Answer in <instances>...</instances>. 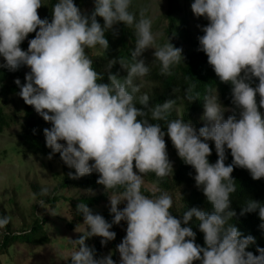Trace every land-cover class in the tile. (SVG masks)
Here are the masks:
<instances>
[{
  "label": "clouds",
  "instance_id": "obj_1",
  "mask_svg": "<svg viewBox=\"0 0 264 264\" xmlns=\"http://www.w3.org/2000/svg\"><path fill=\"white\" fill-rule=\"evenodd\" d=\"M42 4L43 0H0V58L4 61L0 67L29 69L23 84L19 78L14 83L24 103L51 125L42 130L50 149L47 158L58 153L63 164L74 169L67 173L72 179L97 173L96 183L108 195L111 222L93 214L83 202L76 205L83 223L75 228L81 235L70 239L71 264H264V248L256 247L258 255L246 251L255 238L242 235L233 223L236 212L230 209V197L236 192L234 167L246 169L253 180L264 178V113L259 110L264 109V0L191 3L193 15L208 22L197 26L203 33L197 37V51L206 55L219 81L231 85L234 105L225 119L223 113L229 109L219 102L216 88L206 89L201 117L205 124L199 129L179 117L169 118L175 100L149 106V95L141 92L150 65L158 64L159 74L167 77L183 60L182 50L169 39L156 43L158 34L152 31L146 9L133 12V0H93V10L85 14L74 0H56L49 22L37 14ZM119 23L132 31L134 48L129 50L130 60H109L106 65L110 69L118 62L126 76L118 78L109 72L108 82L103 83L86 50H107L105 34L115 35L114 25ZM33 32L27 50H22L21 43ZM147 49H154L151 64L142 58ZM253 78L258 79L255 87ZM193 88L189 84L184 89L188 103L201 99ZM165 135L177 156L194 169L192 178L211 204L210 213L193 207L178 219L171 214L173 199L168 192L145 195L141 191L149 173L163 180L173 172ZM208 141L214 142V163L208 160ZM226 149L232 157L227 165ZM38 195L49 197L50 188L41 186ZM122 202L123 208H118ZM252 212L264 231V204L246 200L240 215ZM193 218L203 233L204 246L195 243L196 233L188 226ZM121 221L126 228L116 246L118 262L112 252L97 257L85 240L97 236L105 245L115 239L110 229ZM9 223L7 214L0 216V230Z\"/></svg>",
  "mask_w": 264,
  "mask_h": 264
},
{
  "label": "trees",
  "instance_id": "obj_2",
  "mask_svg": "<svg viewBox=\"0 0 264 264\" xmlns=\"http://www.w3.org/2000/svg\"><path fill=\"white\" fill-rule=\"evenodd\" d=\"M56 0H43L40 8L37 9L39 18H47L49 22L52 18V5ZM193 0H167V10L164 14V18L167 21V25L160 37L157 40V44H163L169 39V42L174 46L182 50L183 60L176 65L171 75L165 77L159 74L158 64L150 65V71L147 76L143 78V86L141 92L147 93L150 97L149 106L156 103H162L166 100H175L173 105V111L169 118H181L187 122H190L196 129L204 126L202 123L203 113V95L208 88L215 87L218 95L219 102L226 108L231 110L234 105L231 102V85L221 83L213 72L211 66L207 63V57L202 51H197L199 35H203L200 31V27L205 26L208 22L203 17H195L191 11L190 5ZM74 4L82 11V13L90 14L93 10V0H74ZM150 0H133L131 10L136 12L140 8L147 10L146 14L150 16ZM101 25L103 20L101 17L96 18ZM192 24V25H191ZM200 27H197V26ZM116 34L109 31L105 34L108 40V49H93L86 50L87 54L93 60L92 67L102 76L100 82L107 83V77L109 72L117 75L118 78L126 76V71L122 69L119 63H114L110 69L106 68L109 60L118 61L119 58L130 60L129 50L134 48V37L132 31L127 28L123 23L114 25ZM35 32L29 33L25 40L21 43L22 50H27L28 40L34 38ZM142 58L146 64H151L154 57L152 53L145 51L142 54ZM4 63L0 58V65ZM29 69L26 66H21L15 71H10L7 68L0 67V135L9 127L14 119L10 117L4 110L1 104V98H6L10 95L19 92V88L14 83V80L19 78L21 84L24 83V76ZM258 83L257 78H253L251 86L255 87ZM189 84L194 85L193 94L199 93L201 99H196L191 103L186 102L183 99L184 89ZM175 89V93L173 92ZM257 102L259 96L256 97ZM136 107L142 108L137 104ZM264 113V109H259ZM146 111V110H145ZM232 112L230 111L231 115ZM238 115V113H237ZM139 119V118H138ZM227 119V118H225ZM150 123L155 121L149 120ZM161 123V129L166 132V126ZM21 129L20 139L24 147V151L40 157H47L50 152L45 146L43 129L51 127L50 123H47L40 117L30 105H23V117L19 122ZM35 130V131H33ZM165 144L168 159L172 164L173 172L164 177L163 180H157L154 174L149 173L144 178L156 186L160 191H166L171 195H174L173 209L171 214L175 218H180L183 211H187L190 208L196 207L206 212H211V204L206 200L202 191L195 186L194 169L191 166L185 165L183 161L177 156L175 148L172 146L171 141L165 135ZM211 149V155L208 157L210 163H214L217 159V155L214 149V142L208 141ZM226 160L225 164H230L232 157L230 150H225ZM60 166L62 181L59 184V189L67 190H96L99 187H103L96 183L98 178L97 173H92L80 177L78 179L69 178L68 172H74V169H69L59 158V154H54ZM135 171V169H134ZM231 176L236 184V192L230 197V209L236 212V216L233 217V223L242 233V235H252L255 238V244L250 245L246 251L253 252L254 255H258L256 247L264 248V231L259 228L260 220L256 212L246 213L240 215L241 208L244 206L246 200H254L258 203L264 204V178L259 180H253L246 169L234 167ZM52 197L44 199V202L50 206H54L56 202L65 200L70 202V209H72V218L68 223L69 228H75L83 221V217L76 212V205L78 203H85L91 210L97 208L101 204L108 200V195L103 191L98 195L80 197L78 199H71L63 197V195L55 194ZM145 195H152L153 193L147 188L142 186L141 189ZM104 217L107 222H111L112 215L109 210H104L98 213ZM45 220H36L31 229L21 230L18 233L4 234L2 241L0 242V257L9 253L10 249L17 244L33 243L34 247L49 243L51 241L50 235L47 233V228L44 227ZM184 226V225H182ZM189 227L196 233L195 243L204 246L203 233L198 230L195 218L189 222ZM126 223L121 221L119 225H113L110 229L116 233L115 239L108 241L105 245H101L100 237L93 236L85 240L86 246L94 248L96 256H101V253L108 248H116L121 242L122 237L125 235L124 229ZM37 234L36 238L28 237V234ZM81 233H79L75 239H77ZM27 243V244H26ZM112 259L117 261L116 252L113 253ZM1 264V259H0ZM63 264H71L70 258ZM193 264H199L198 261H194Z\"/></svg>",
  "mask_w": 264,
  "mask_h": 264
},
{
  "label": "rangeland",
  "instance_id": "obj_3",
  "mask_svg": "<svg viewBox=\"0 0 264 264\" xmlns=\"http://www.w3.org/2000/svg\"><path fill=\"white\" fill-rule=\"evenodd\" d=\"M150 17L152 19V31L156 34V42L162 34L167 21L164 14L167 10V0H150ZM192 25V24H191ZM152 53L154 49H147ZM1 104L5 112L14 119L12 124L0 135V216L7 214L10 223L4 230H0V242L4 234L18 233L21 230L31 229L36 220H45L44 227L51 237L49 243L34 247L33 243L17 244L9 253L1 256V264H63L74 250L70 239L75 240L79 234L75 228H69L68 223L72 218L70 202L60 200L52 207L46 202L38 204L41 199H46L55 194L73 200L80 197L98 195L104 191L103 187L96 190H67L59 189L62 181L61 166L58 160L52 156L40 157L24 151L20 139L21 129L19 122L23 117L24 101L18 94L1 98ZM230 114L223 113L224 118ZM205 124V121L202 120ZM41 186H48L51 195L40 197L38 195ZM152 193L160 191L156 186L144 178V185ZM174 200V195L168 193ZM124 203L118 205L123 208ZM109 200L93 209V214L109 210ZM83 223V221L81 222ZM80 223V224H81ZM38 235L28 234V237L36 238ZM39 237V236H38ZM27 244V243H26ZM109 252H116L117 261L119 254L116 248L105 249L101 256Z\"/></svg>",
  "mask_w": 264,
  "mask_h": 264
}]
</instances>
